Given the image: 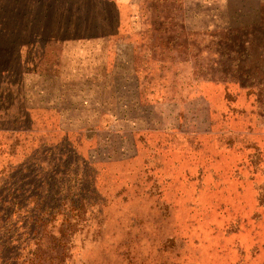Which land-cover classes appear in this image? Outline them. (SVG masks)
Wrapping results in <instances>:
<instances>
[{"label": "rangeland", "instance_id": "374dc122", "mask_svg": "<svg viewBox=\"0 0 264 264\" xmlns=\"http://www.w3.org/2000/svg\"><path fill=\"white\" fill-rule=\"evenodd\" d=\"M14 169L39 264H264V0H0Z\"/></svg>", "mask_w": 264, "mask_h": 264}, {"label": "trees", "instance_id": "16d2710c", "mask_svg": "<svg viewBox=\"0 0 264 264\" xmlns=\"http://www.w3.org/2000/svg\"><path fill=\"white\" fill-rule=\"evenodd\" d=\"M8 129L20 131V128ZM20 171L14 169L11 171L14 174H9V177L5 178L7 181L0 180V264H39L42 258H39L36 252H30L29 259L22 257L21 253L32 242L33 247L38 249L46 232V226L51 223L44 218L50 216L52 218L60 213L54 205L47 203L46 198L38 194L36 189L26 196L29 200L23 199L25 196L22 189L24 179L16 180ZM31 204V207L28 206ZM13 217L17 220L13 221ZM19 227L23 228L22 232L17 231ZM64 236L65 233L62 238ZM9 249L16 253L12 258L6 256ZM22 259L24 262L20 263ZM50 262H54V259Z\"/></svg>", "mask_w": 264, "mask_h": 264}]
</instances>
